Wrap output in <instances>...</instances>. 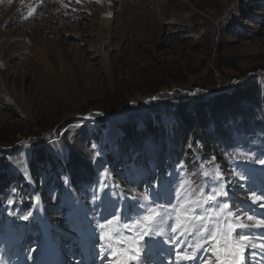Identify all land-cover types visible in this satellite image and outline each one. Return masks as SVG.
<instances>
[{"label": "rangeland", "instance_id": "374dc122", "mask_svg": "<svg viewBox=\"0 0 264 264\" xmlns=\"http://www.w3.org/2000/svg\"><path fill=\"white\" fill-rule=\"evenodd\" d=\"M57 1L60 11L44 19L41 5H9L0 15L7 35L0 57V264L36 262L59 251L63 264H88L72 244L98 236L88 217L98 213L102 172L57 137L76 124L105 164L124 219L164 182L190 178L204 186L199 173L217 168L231 204L257 217L264 213L248 199L251 191H264V166L254 163L264 159V0H112L109 66L98 53L106 45L97 34L92 0ZM253 82L261 100L240 102ZM15 97L26 99L27 112ZM213 97H232L230 108L224 101L215 107L225 118V137L214 133L208 109L200 129L178 110L192 101L186 107L192 114L194 105L207 106ZM248 116L262 121L252 133L238 124ZM205 134L209 148L198 139ZM56 142L63 151L57 152ZM71 154L88 166L71 168ZM166 249L154 247L150 264L155 258L169 264ZM198 256L200 264L213 254L201 250ZM244 263L254 264L250 258Z\"/></svg>", "mask_w": 264, "mask_h": 264}, {"label": "snow or ice", "instance_id": "6c2138e0", "mask_svg": "<svg viewBox=\"0 0 264 264\" xmlns=\"http://www.w3.org/2000/svg\"><path fill=\"white\" fill-rule=\"evenodd\" d=\"M254 163L264 166V159L257 158ZM260 171L264 173V167ZM199 175L206 178L204 186L195 185L190 178L166 181L151 199L145 196L130 207L127 219L113 211L110 219L96 226L98 239L115 258L112 264H129L130 260L150 264L152 249L162 245H168L169 264L195 261L201 250L211 252L213 257H204L200 264H243L249 248L264 253V213L257 217L248 214L242 204H231L218 168L214 173L203 171ZM107 176V171L102 173L100 190L106 187L103 181ZM248 199L264 209V191L257 195L253 190ZM113 224L115 229L110 227ZM250 229L260 230V238Z\"/></svg>", "mask_w": 264, "mask_h": 264}, {"label": "bare ground", "instance_id": "6f19581e", "mask_svg": "<svg viewBox=\"0 0 264 264\" xmlns=\"http://www.w3.org/2000/svg\"><path fill=\"white\" fill-rule=\"evenodd\" d=\"M92 3H93L94 19H95V22L97 24V29H98L97 34L99 36V40L101 41V43L106 45L110 39V36H111L110 34L112 31V27H113L112 0H92ZM24 4L27 7H37V5L38 6L41 5L39 10H40V15L41 17H43V19L44 17H47V16L49 17L50 14L55 15L60 11V6L57 0H53V1H50V0H0V15L2 12H4L5 10L9 8L8 7L9 5H13V7H15V6L24 5ZM86 4H87V7L90 6L89 5L90 3H86ZM28 5H31V6H28ZM55 20L57 19L55 18ZM6 40H7V35L0 30V57H1V54L3 53V48H4V45L6 44ZM103 49L104 50H99L98 53L101 54L105 66H109L110 53H109L108 45L104 46ZM14 100L16 101L17 104L22 103V105L26 107V112L28 111V107L26 106L28 102L26 101L25 98L20 99V97H17V98L15 97ZM82 127L83 126H81L80 124H76L75 126H72L68 129H64L63 131H61L57 137L58 138L62 137L63 139L75 145L76 148L80 150V152H82L83 154H87L88 156H86V158L90 160L92 163L94 162L93 164H95L96 166H99L100 171L104 173L105 164L99 162L98 158H95V155L93 153V148H91V145L88 143L84 135V129ZM56 145L58 146V148L56 149L58 150L57 152L64 150L62 145H60L58 142H56ZM22 154H27V153H22ZM21 159L23 162V166L21 164L19 167L22 166L24 169L26 166V169H27L29 159L27 163H26L27 157H24ZM96 170L98 171L97 168ZM101 179H103L102 174H100L99 181ZM108 180L109 179L107 176V179L103 181L106 187H104L103 190H100V193H99L100 199L96 203V208H97L96 210L98 213L95 216H89L88 223H90L91 221H96V224L98 225L100 223H103L105 220L110 219L111 213L113 211H116L117 214L120 215L121 210L123 209V207H121V203L117 202L116 199L113 198L114 189ZM88 208H82V210L85 212L90 211V209ZM39 217H40L41 222L46 226V228L49 229L53 226V225L51 226L50 223L47 222L46 219H44L42 214H40ZM93 217L94 219L91 220V218ZM110 227L115 229L116 224H113ZM252 230L253 231L255 230L254 236H256L257 239H259L260 237L258 236V231L260 230H257V229H252ZM97 235L99 236V233ZM98 236L96 237L94 236V233H92L91 239L88 238L79 243V247L82 248V252L84 254V259L87 258L88 260H91L92 263H96V264H112V261L115 258L108 255V250L104 247L103 242L98 239ZM72 245L75 247L76 243H73ZM165 246L168 247V245H162V248H164ZM71 250H74V249H71ZM153 253L154 251L151 252V254ZM98 255L101 257V259L99 260V262L98 261L96 262L92 258ZM129 255H131V252H129ZM63 256L64 254L60 251L52 255H50L48 252H45L43 257L39 259L36 258L37 259L36 262H24L23 261V263L24 264H63V262L61 261L63 259ZM244 258L245 259L250 258V260H253L254 264H264V253H261L259 250H256V249H251V248L247 249L244 252ZM84 259H81V261H83ZM129 264H137V261L130 260ZM182 264H198V263H197V260H195V261H184L182 262Z\"/></svg>", "mask_w": 264, "mask_h": 264}, {"label": "trees", "instance_id": "16d2710c", "mask_svg": "<svg viewBox=\"0 0 264 264\" xmlns=\"http://www.w3.org/2000/svg\"><path fill=\"white\" fill-rule=\"evenodd\" d=\"M257 85L256 83H249L245 86V91L242 92V95L238 96L239 98V101H243L242 99H245L246 97L247 98H250L251 96H254L255 99L258 101V100H261L258 98V93H257ZM253 97V98H254ZM229 97H226V98H221V97H213L212 98V102L207 104L206 105H194V110H193V113H189L186 109V107L188 105L191 106V104L193 103L192 101H186L184 103H182L181 107L178 109L179 112H180V116H181V119L184 121V122H187L188 125L192 126L193 128H202L205 123V121H207V114H206V109H208V111L210 112V117L212 116V119L215 120L216 122V125L214 126L215 130H214V133L215 132H218L219 135L223 136V133H222V127L224 125V123L226 122L225 121V118L224 117H221L219 115H216L217 112H216V106L217 104H220L222 103L223 101L226 102V108H230L231 105L228 104L227 100H228ZM237 99V100H238ZM236 99L234 100V102L232 103V106H234V109H238V103H236L237 101ZM228 101H232V97L229 98ZM192 108V106H191ZM232 108V107H231ZM216 113H215V112ZM214 116V117H213ZM232 116H237L236 115H232ZM227 117V116H225ZM245 120L242 121V123H238L239 124V127L241 128V130L245 131V133H252L254 130L258 129V126H262V121L261 120H256L254 121L252 118H250V116L248 117H244ZM230 120V119H229ZM234 120L235 122L237 121V119H232ZM225 121V122H224ZM241 124V125H240ZM127 133H130L131 132L128 130ZM213 133V134H214ZM225 137V135L223 136ZM198 139H200L203 143V145L206 147V148H209V146L212 144V142L209 140V137L205 134V136L203 137H198ZM10 143V142H9ZM40 160H46L45 159V156H42V155H39ZM83 159L80 158L78 155H75V154H71L70 156V161H69V165L71 168H77L79 167V165H87V164H83ZM88 166V165H87ZM75 171V170H74ZM2 179V180H1ZM4 180V175L3 177H0V182Z\"/></svg>", "mask_w": 264, "mask_h": 264}]
</instances>
